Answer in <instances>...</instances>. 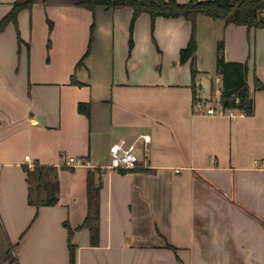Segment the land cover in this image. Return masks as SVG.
Segmentation results:
<instances>
[{
    "label": "crops",
    "instance_id": "obj_1",
    "mask_svg": "<svg viewBox=\"0 0 264 264\" xmlns=\"http://www.w3.org/2000/svg\"><path fill=\"white\" fill-rule=\"evenodd\" d=\"M16 1L27 0H0V21ZM81 1L21 10V47L14 23L0 32V264H70L65 223L87 216L90 167L103 169L100 237L75 232L76 264H264V90L253 83L254 73L264 82V27L199 15L197 52L201 31L218 30L212 42L224 40L226 60L248 61L255 100L253 115L220 112L222 77L215 71L207 86L196 53L197 97L218 104L208 113L195 106L190 61H180L189 20L158 16L152 29L144 12L131 48L133 8L92 11ZM93 24L83 84H72ZM123 138H139L141 169L109 167ZM36 162L59 167L56 205L29 203L23 166Z\"/></svg>",
    "mask_w": 264,
    "mask_h": 264
},
{
    "label": "trees",
    "instance_id": "obj_2",
    "mask_svg": "<svg viewBox=\"0 0 264 264\" xmlns=\"http://www.w3.org/2000/svg\"><path fill=\"white\" fill-rule=\"evenodd\" d=\"M36 0L24 2L16 1L12 9L0 21V32L9 23H14L20 47L24 40L21 37L19 28V13L21 10L32 9ZM80 6L95 11L98 6L107 9H118L123 7L133 8V16L130 23V47L134 45L133 31L138 17L147 12L151 16L152 29L158 16L180 17L183 16L192 24L191 37L188 44L180 51L181 63L190 61L192 74V89L195 104L200 100L197 97V76L200 70L197 68V21L199 15H206L213 19L225 21V25L231 23L247 25L252 27H264V0H188L179 2L177 0H82ZM50 32L53 29V22L49 20ZM95 24L92 25V35L87 52L76 64L75 72L71 75V83L82 85L83 82L77 78V72L85 65L93 40ZM29 48V44H27ZM50 46V41L48 42ZM225 43L223 39L218 41L217 46V74L222 77V92L219 103L223 111L236 110L247 115L255 113V100L251 93V86L248 81L249 64L248 61L226 60L224 55ZM253 83L256 90H264V82L254 73ZM79 111L87 116L91 114L90 102H80ZM29 183L28 200L31 205L37 208L41 206H53L60 200L61 185L59 180V167L55 164L34 163L33 166L24 165ZM62 168L74 169L67 165ZM141 168L121 169L122 171H134ZM103 169L101 167H90L87 172V198L88 212L82 224L73 228L69 222L68 242L70 248V264H76L75 245L73 236L79 229L88 228L91 232V239L94 244L99 243L101 224V191L104 185ZM11 261L12 247L8 251Z\"/></svg>",
    "mask_w": 264,
    "mask_h": 264
},
{
    "label": "built area",
    "instance_id": "obj_3",
    "mask_svg": "<svg viewBox=\"0 0 264 264\" xmlns=\"http://www.w3.org/2000/svg\"><path fill=\"white\" fill-rule=\"evenodd\" d=\"M207 98L200 99L195 106L198 109H204L206 108V105L208 104ZM208 113H215L217 112V108L209 107L206 109ZM220 112H223V109L220 108ZM145 142L151 141V136L148 134H143L141 136ZM138 139L134 141H129L127 139H120L116 142H114L110 147V164L109 167L112 169H132L137 168L139 166V155L137 153V143ZM261 160L258 159L257 162L259 163ZM75 162L79 163L81 162L80 159L70 158L68 163Z\"/></svg>",
    "mask_w": 264,
    "mask_h": 264
},
{
    "label": "rangeland",
    "instance_id": "obj_4",
    "mask_svg": "<svg viewBox=\"0 0 264 264\" xmlns=\"http://www.w3.org/2000/svg\"><path fill=\"white\" fill-rule=\"evenodd\" d=\"M218 34V30L208 31L207 35L201 31V37L199 40V51L198 55V68L202 69L201 76H204L207 86L210 84L212 78H215V71L217 68V46L218 42L213 44L212 39ZM206 35V36H204ZM259 58V62L264 64V54ZM263 71V70H262ZM200 76V77H201ZM213 102H209L206 105V109L209 107L217 108L218 104L214 98L211 99ZM220 105V104H219ZM75 159H77L75 157ZM97 161V160H94Z\"/></svg>",
    "mask_w": 264,
    "mask_h": 264
}]
</instances>
